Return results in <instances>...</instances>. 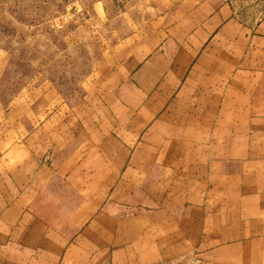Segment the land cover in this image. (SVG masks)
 Instances as JSON below:
<instances>
[{
	"label": "crops",
	"instance_id": "crops-1",
	"mask_svg": "<svg viewBox=\"0 0 264 264\" xmlns=\"http://www.w3.org/2000/svg\"><path fill=\"white\" fill-rule=\"evenodd\" d=\"M262 6L181 0L77 121L12 108L0 264H264Z\"/></svg>",
	"mask_w": 264,
	"mask_h": 264
},
{
	"label": "rangeland",
	"instance_id": "rangeland-1",
	"mask_svg": "<svg viewBox=\"0 0 264 264\" xmlns=\"http://www.w3.org/2000/svg\"><path fill=\"white\" fill-rule=\"evenodd\" d=\"M180 1L0 0V139L12 140L14 107H35L40 122L49 111L55 123L64 113L68 121L85 116L109 88L121 47L158 37L160 19ZM233 2L252 16L264 0Z\"/></svg>",
	"mask_w": 264,
	"mask_h": 264
}]
</instances>
